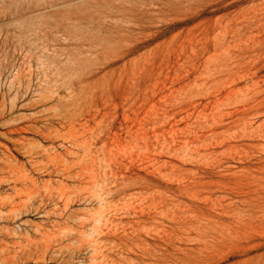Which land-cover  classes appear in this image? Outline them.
<instances>
[{
    "label": "rangeland",
    "instance_id": "obj_1",
    "mask_svg": "<svg viewBox=\"0 0 264 264\" xmlns=\"http://www.w3.org/2000/svg\"><path fill=\"white\" fill-rule=\"evenodd\" d=\"M0 264H264V0H0Z\"/></svg>",
    "mask_w": 264,
    "mask_h": 264
},
{
    "label": "bare ground",
    "instance_id": "obj_2",
    "mask_svg": "<svg viewBox=\"0 0 264 264\" xmlns=\"http://www.w3.org/2000/svg\"><path fill=\"white\" fill-rule=\"evenodd\" d=\"M45 12V11H44ZM39 13V12H38ZM40 13H42V12H40ZM41 15V14H40ZM153 33V32H152ZM32 37V36H31Z\"/></svg>",
    "mask_w": 264,
    "mask_h": 264
}]
</instances>
